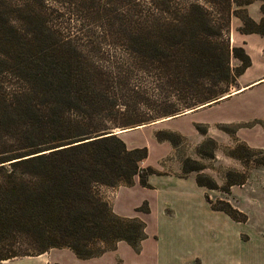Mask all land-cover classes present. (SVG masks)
<instances>
[{"label":"trees","instance_id":"trees-1","mask_svg":"<svg viewBox=\"0 0 264 264\" xmlns=\"http://www.w3.org/2000/svg\"><path fill=\"white\" fill-rule=\"evenodd\" d=\"M253 1L0 0V170L28 177L0 178V261L62 247L89 258L119 240L139 250L144 221L115 214L96 187L130 186L135 175L149 187L148 176L162 173L140 167L146 146L127 148L111 130L172 116L235 85L250 58L230 46V17L240 18L238 31L264 35V17L255 22L244 8ZM93 16L103 19L99 34L88 27ZM167 135L155 137L172 141ZM245 154V163L264 166L263 148ZM205 198L244 220L228 202ZM136 210L148 212L146 202Z\"/></svg>","mask_w":264,"mask_h":264},{"label":"crops","instance_id":"crops-1","mask_svg":"<svg viewBox=\"0 0 264 264\" xmlns=\"http://www.w3.org/2000/svg\"><path fill=\"white\" fill-rule=\"evenodd\" d=\"M260 6L261 1L257 0L244 7L255 22L264 17ZM240 25V18L232 14L228 39L230 46L244 49L250 65L236 77L231 95L190 113L195 117L199 113L197 110L203 109L200 114L209 121H237L241 124L236 132L240 139L252 146L264 147V35L242 33L238 31ZM231 58V66L240 64L237 58ZM234 60L237 64H233ZM221 110L225 113L211 114ZM178 120L177 117L158 120L117 134L127 148L146 146L147 157L142 164L157 166L158 160L168 154L169 144L154 140L149 126L169 121L170 127H174ZM253 120L258 122L247 125ZM136 133H145L146 139L133 141L131 136ZM147 182L149 187L140 185L135 175L130 186H99L98 190L104 195L102 198H107L115 214L137 216L144 221L146 237L140 241L138 251L119 240L113 249L94 257L79 258L69 248L62 247L1 260L0 264H264V235L257 231L249 234L245 223L212 209L205 198L210 193L196 183L194 176L150 174ZM143 202H146L148 212L136 210Z\"/></svg>","mask_w":264,"mask_h":264},{"label":"rangeland","instance_id":"rangeland-1","mask_svg":"<svg viewBox=\"0 0 264 264\" xmlns=\"http://www.w3.org/2000/svg\"><path fill=\"white\" fill-rule=\"evenodd\" d=\"M87 21H89L88 27H91L94 33L99 34L101 32L100 25L103 22L101 17H89ZM71 23L74 24L76 21H71ZM231 57L232 55L229 58V62L232 59ZM233 64H237V61L234 60ZM236 66L231 67L234 69ZM231 87L218 86V88L224 89L218 96L229 93ZM180 100L172 98L170 102L177 104ZM185 109L189 108H183L182 111ZM202 110H197L199 113L195 117H192L190 112L186 115L176 116L179 120L174 127H170L169 121H161L149 126L154 140L157 142L165 141L169 144L168 154L158 160L160 163L157 166L151 167L157 172L175 173L182 176H199L205 182L215 183V189L204 187L210 193L208 198L216 204H219L218 200L228 202L244 215L245 218L241 223H245L244 227L249 234H254L257 231L256 233L264 235V166L254 165L251 162L245 163L247 148L264 149V147L252 146L240 139L236 132L241 124L237 121L232 119L227 121H209V118L201 116L200 112ZM182 111H177V113ZM224 113L221 110L211 114L220 115ZM255 122H258V120L250 121L247 125H253ZM262 128L264 130V124H262ZM160 132H167V136L172 141L167 139L157 140L155 135ZM145 135V133H136L131 136V139L135 142L143 141ZM257 138L263 139L259 136ZM234 148H239L240 154H243L240 158L231 155V150ZM142 161L139 165L141 168H145L146 165H143ZM184 168L193 169L185 173ZM10 173L12 171L6 164L4 169L0 170V178H28L20 173H13V175L9 176ZM239 173L245 174L243 182L234 183L229 186L227 191H224L226 182L228 180H237ZM99 189L100 187L97 186V192ZM100 196L103 197L104 195ZM104 200L111 208L107 198ZM107 245H110V242ZM101 246L98 243L94 244L92 248L97 249L101 248Z\"/></svg>","mask_w":264,"mask_h":264},{"label":"water","instance_id":"water-1","mask_svg":"<svg viewBox=\"0 0 264 264\" xmlns=\"http://www.w3.org/2000/svg\"><path fill=\"white\" fill-rule=\"evenodd\" d=\"M223 96H224V95H221V96L218 97L216 100H219V99H220L221 97H223ZM216 100H213V101H210V102H206V103L200 104V105H198V106H196V107H194V108L185 109L184 111H182V112H180V113H177V114H174V115H172V116L182 114L183 112H186V111H188V110H194V109H197V108H199L200 106H203L204 104L208 105V104H210L211 102H214V101H216ZM155 121H157V120H155ZM155 121H152V122H155ZM123 129H125V128L112 129L111 132H112V133H116V131H121V130H123Z\"/></svg>","mask_w":264,"mask_h":264},{"label":"bare ground","instance_id":"bare-ground-1","mask_svg":"<svg viewBox=\"0 0 264 264\" xmlns=\"http://www.w3.org/2000/svg\"><path fill=\"white\" fill-rule=\"evenodd\" d=\"M234 93V92H233ZM232 94V93H231ZM230 94V92L229 93H226L223 97H221L220 99H223V98H225V97H227V96H229V95H231ZM206 104H204L203 106H205ZM203 106H200V107H203ZM191 111H193V110H188V111H186V112H183L182 114H179V115H175V116H169V117H165V118H162V119H160V120H166V119H169V118H171V117H176V116H181V115H183V114H187V113H189V112H191ZM158 121V120H157ZM145 125V124H144ZM141 126H143V125H139V126H136V127H133V128H137V127H141ZM130 129H132V128H125V129H123V130H121V131H128V130H130ZM121 131H116V133H118V132H121Z\"/></svg>","mask_w":264,"mask_h":264}]
</instances>
